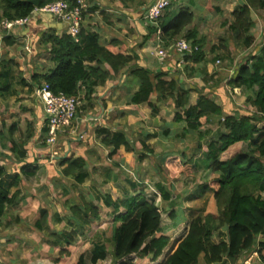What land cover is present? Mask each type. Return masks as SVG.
<instances>
[{"label": "trees", "instance_id": "trees-1", "mask_svg": "<svg viewBox=\"0 0 264 264\" xmlns=\"http://www.w3.org/2000/svg\"><path fill=\"white\" fill-rule=\"evenodd\" d=\"M51 1L55 0H40L37 7ZM66 1L73 4L75 0ZM37 7L29 0H0V20L24 17L30 20L37 13L34 12ZM256 10L264 11V0H241V4L232 12L234 19L228 25L246 47L253 40L246 34L254 26L251 12ZM169 13L168 6L156 22H148L149 32L157 35L160 29L161 46L166 49L177 38L197 46V50L182 56L185 69L196 73L205 58V52L202 49L204 38L195 28H186L193 21V11L189 7H182L172 17ZM78 38L76 42L66 33L43 34L40 42L49 45L52 64L44 71L32 73L31 83L39 86L46 82L52 92H61L67 96H77L83 92L84 101L89 102L96 86L106 84L113 75L129 72L138 84L137 90L130 96V103L154 106L150 101L152 94H156L158 99L170 98L174 121H185L184 131L197 132L199 139L203 134L200 128L209 122V118L217 117V124L222 128L215 139L197 145L203 150L204 161L210 169L217 171L213 179L201 185L202 189L210 188L213 192L210 206L213 203L216 212L208 209L194 215L186 223L181 236L174 241L162 232V215L156 202L159 196L174 208L172 194L163 183L155 184L156 192L152 198H148L143 189L133 194L121 192V198L116 199L105 194L104 204L113 208V221L116 225L111 233L110 249L105 243L97 242L89 255V264H97L107 258H110L111 264H139V260L145 258L151 262L161 259L158 264H198L201 255L206 264H238L251 251L258 257V261L252 264H264V44L258 54L238 66L229 82L235 87L246 86L252 90L246 101L254 111L243 112L225 111L223 106L202 91L195 102L190 104L192 88H187L179 78L166 80L167 72L164 70L153 72L140 67L129 69L134 56L126 54L125 47H117L116 42L102 44L95 32L80 31ZM218 49L219 46H212L210 52L214 53ZM210 79L204 77L203 81L207 83ZM85 104L81 105L79 111L85 108ZM43 132L46 134L47 129L44 128ZM97 133L101 137V144L110 148V157L118 153L127 163L133 164L136 160L141 162L146 155H155L154 150L146 144H142L143 151L134 148L122 132L98 128ZM240 145H245V148H240ZM11 147L16 149L17 146L12 144ZM224 153L228 156L221 160L220 156ZM158 159L161 163L156 169L165 170L172 178L195 175L193 160L185 153L161 154ZM59 166L63 176L72 177L78 183L84 182L88 176L81 157H66ZM3 172L0 166V176ZM20 183L19 175H14L10 184L0 182V218L20 200L17 190H9ZM69 211L80 227L87 226L89 218L95 219L98 216L97 206L83 196ZM41 214L44 217L45 212ZM176 214L173 209L170 211L172 218ZM180 220L176 219V222L180 223ZM41 223H38L39 226ZM218 232H224V239L205 244V240ZM73 234L63 235L72 237ZM71 237L66 241L67 246L70 245ZM166 249L169 252L165 255ZM163 254L165 257L162 259ZM84 263L85 257L80 255L77 264Z\"/></svg>", "mask_w": 264, "mask_h": 264}, {"label": "crops", "instance_id": "crops-1", "mask_svg": "<svg viewBox=\"0 0 264 264\" xmlns=\"http://www.w3.org/2000/svg\"><path fill=\"white\" fill-rule=\"evenodd\" d=\"M86 1L88 10L83 15L80 31L84 33H97L100 42L104 45L113 41L116 42L117 47L124 46L126 54L134 56V60L128 67L129 69L131 67H140L153 72L164 70L167 72L166 80L172 77L179 78L180 82L187 88H192L189 98L190 104L195 102L201 91L208 94L209 97L211 94L214 95L215 91L212 89L216 88L214 85L221 82L224 77L226 79L229 78L230 82L231 77H234L240 65L235 58L232 59L230 57L232 55L230 53H225L224 59L219 55L220 51L218 54L216 53L217 55L209 54L207 51L208 42L206 41L205 43V40L202 45L205 58L199 64V69L196 73H192L190 69L183 70L185 64L177 66L176 63L179 56L172 49V45L167 49L168 56L160 61L156 56L160 43H158L157 35L150 34L148 29L149 21L145 18L147 9L156 0H153L148 5H141L137 0ZM174 1L177 5L172 6ZM204 1L170 0V17L178 9L189 7L193 11L194 17L192 23L186 27L187 30L195 28L198 34L203 37L206 31L219 34V32H223L226 29L234 35L233 37L237 40L236 42L240 43L239 45L244 49L241 53L248 56L253 44L246 47L244 41L237 38V33L228 28L229 23L234 19L232 12L241 4V0H232L233 5L231 6L229 16L221 22L226 28H201V25H210L213 24V21L217 23L218 20L216 18L220 17L219 10L222 11L220 0H218L217 4L211 5H209V2L206 3ZM211 2L213 3V1ZM209 6H212L215 16L209 12L205 13V9H208ZM195 14H198V16ZM252 15L251 12V19L254 22ZM225 16L226 14H224ZM196 23L201 25L199 26ZM219 25L220 23H218V27ZM252 30L253 28L247 32V37H252ZM52 32L56 35L68 34L67 24L52 15L39 13L32 15L26 28H14L10 32L0 31V166L4 169L3 174L0 176V182L3 181L7 185L10 184L14 175H19L21 178V183L17 187L9 189L10 192L17 190L20 200L10 207L6 214L0 218V264H30L33 259L35 261L31 264H49L50 260L47 257L52 249H59L61 254L69 253L72 245L71 241L75 239L76 235L83 233L85 231L83 229L89 226L93 220L92 218H89L87 226L80 227L76 220L71 217V214H64V209L69 211L70 207L75 206L82 196L90 201L100 199V194L95 188L90 187L86 195L80 192L81 185L88 177H92L97 165H105L108 159L111 158L113 164L117 162L118 165L122 166L123 160L126 163L125 159L120 157L118 153L111 157L108 155L110 148L101 144V137L97 133L98 128H106L109 132H122L130 144L137 150L139 146L142 147V144H146L153 149L151 141L155 140L154 143H156L159 137L162 139L160 141L167 140V136L171 135L175 129L177 130H175V134L177 133V136L181 138L197 133L191 130L184 131V128H186L185 121H174V108L170 98L158 99L156 94H152L150 101L154 106H150L147 103L132 104L129 100L131 94L138 88L137 80L132 78L133 76L129 72L113 75L106 84L95 87V91L91 94L89 102L84 101L83 92L78 93L82 97L83 103L86 104L85 108L81 109L77 114L70 130H78L82 137L76 139L70 138L71 140L68 138L67 141H64V135H62L58 140L60 145L65 143V156L69 151H73L75 154L74 156H70L72 159L81 157L84 160L88 176L82 183L76 182L72 177L63 176L59 164L65 157L57 156L56 143L53 148L45 143L42 107L38 103L39 101L33 98L34 89L37 86L31 83L32 73L41 72L47 69L46 67H51L50 47L48 44L43 45L46 47L43 50L48 51V62L43 65L35 62L36 59L33 60V64L30 61L34 56L39 57L38 43L43 34H51ZM6 38L8 40H5ZM218 40L216 41L219 42ZM235 45L239 47L238 44ZM256 54H258V49L252 52L251 56ZM251 56L245 58L244 63ZM27 57L29 60H27ZM220 59L224 61L229 60V63L223 67H218ZM232 62L233 64H231ZM204 77H210L211 79L205 83L203 81ZM195 84L196 86H194ZM197 87L199 88L196 89ZM234 88L235 86L230 84L231 96L227 97L228 101L235 99L232 92ZM235 90H238L239 94H245V96L252 93L251 88L248 89L246 86L236 87ZM217 93L220 94L219 92ZM212 95L213 101L221 105ZM221 106L226 110V106L228 105L225 103ZM232 107H234L233 104ZM250 108L253 107L250 105ZM28 109L31 110L28 111ZM28 112L30 114H27ZM164 114L168 116L164 117ZM212 118H209V122ZM202 126L200 128L201 131ZM216 126L214 132H210L208 127L205 132H202L203 134L200 139L197 133V142L203 144L210 140L211 137L215 139L219 132L222 131V128L218 124ZM70 130L67 131L69 132ZM207 134H212V136L208 140H205L207 139ZM12 144L17 146L16 149H12ZM179 152L185 153L188 158H192L183 150L165 153L172 154ZM161 154L155 155L159 157ZM225 154H221V160L226 159L222 158V155ZM146 157L147 155L144 158ZM53 158L57 159V165ZM199 159L200 161H204V152L203 156ZM92 163L93 165H91ZM203 164L207 166H205L207 170L212 172L205 161ZM139 172L140 170L138 174ZM215 172L217 173V171ZM97 173L100 174V172ZM68 178L73 179L75 186H72V189L74 190L66 184ZM126 178L127 176H124L121 179L116 178V180L107 174L104 183L109 184L113 181V189L117 192L115 196L109 193L113 199L121 198V192L133 194L142 189L144 191L145 186L143 183L136 184L135 181L130 186L129 180L127 181ZM78 189L79 191H77ZM74 191L76 195L80 194L79 199L74 196ZM51 193L54 196L53 198ZM262 194L264 196V192ZM102 204L104 207H107L104 204V200ZM96 206L98 209L100 208V205ZM108 208H111L114 214L113 208ZM42 211L45 212L44 217H41ZM40 221H42L41 226L38 224ZM71 232L74 234L72 237L70 236L72 239L70 245L67 246L66 241L70 237L63 234ZM38 241H41L42 244L37 243ZM37 253L38 257L35 255Z\"/></svg>", "mask_w": 264, "mask_h": 264}, {"label": "rangeland", "instance_id": "rangeland-1", "mask_svg": "<svg viewBox=\"0 0 264 264\" xmlns=\"http://www.w3.org/2000/svg\"><path fill=\"white\" fill-rule=\"evenodd\" d=\"M137 1H139L141 3V5H144V4L148 5L153 0H137ZM211 1H213V3ZM204 2H206V3L209 2V5H211V4H217L218 0H205ZM220 2L222 5V11L219 10V12H220L219 16L220 17H217L218 19L216 18V20H218L217 23L213 21L212 22L213 24H210V25H208V24L207 25H201L198 23H196V24H198L199 26L201 25V28H226L221 24V22L224 21L227 18V16H229V12H230L231 6L233 5V2H232V0H220ZM174 5H177V3L175 1L173 2L172 6H174ZM206 12L214 14L212 6L211 7L209 6L208 9L206 8L205 13ZM224 14H226L225 17H224ZM252 14H253L252 17L254 19V26L252 27L253 28V30H252V37H253L252 39L253 40H252L251 44H253V45H252V50L248 56L246 54L241 53L244 49H242V46L239 45L240 43L236 42L237 40L233 37L234 35H232L231 32H229L226 29L223 32H219V34L209 32V31H206L203 34V38L205 40V43H206V41L208 42V45H207L208 53L214 55L216 53L218 54V52L220 51L221 53L219 55L222 56L221 57L222 59H224L225 53H230V55L231 54L232 55L231 56L229 55V56L232 59L235 58L239 64L244 63L245 58H249V56H251L252 52H255L257 49H258V53H259L261 46L264 44V11L263 10L252 11ZM195 15L198 16V14H195ZM214 16H215V14H214ZM216 16H218V15H216ZM218 23H220L219 27H218ZM17 28H26V25L21 26V27H17ZM217 35H218V37H217ZM178 39H182V38H177L176 40H178ZM216 40H218L219 42H217ZM225 41H227V43H225ZM235 44H238L239 47H237ZM212 46H219V49L217 51H215L214 53L210 52V48ZM235 46H236V48H235ZM43 48L45 49L46 47H44L43 44L41 42H39L38 43V55H39V57L34 56L32 58V60L30 61L31 64L34 63L33 60H35V59H36L35 62H37V63L39 62L43 65L46 62H48V57H49V55L47 54L48 51L43 50ZM161 48L164 49L165 52L168 51L164 47H161ZM171 54L173 55V53H171ZM219 55H218V57H219ZM222 59H220V63H218V67H223L224 65L229 63V60L224 61ZM27 60H29L28 57H27ZM231 64H233V62ZM228 69H230V68H228ZM183 70H185V68H183ZM224 78H222L221 82L214 85L216 88H212L215 91L214 95L211 94L212 97L214 99H216V101L218 103H220L221 105L226 103L228 105V106H226L227 111L253 112L254 109L250 108V104L247 103V101H246V98L248 96H245V94H243V93L239 94V91L235 90L236 87L234 88V91L232 90V92L234 93L235 99L233 98L234 100L231 99L230 101H228L227 97L231 96L230 95V84L228 83L229 78H227V79H226V77H224ZM188 84H191V83H188ZM197 85H199V84H197ZM209 85H212V84H209ZM194 86H196V84ZM198 88L199 87H197L196 89H198ZM217 92H219L220 94H218ZM211 95H210V97H211ZM32 96H31L32 100H33V98L36 99L35 96H33V98H32ZM36 102H38V101L36 100ZM231 103L233 104L234 107H232ZM40 106H41V104H40ZM29 110H31V109H28V111ZM41 110H42V108H41ZM20 111H23V110H20ZM27 114H30V112H28ZM42 116H43V112H42ZM166 116H168V115L164 114V117H166ZM170 117H171V115H170ZM162 119L166 120L165 118H162ZM169 120H171V118H169ZM217 121H218V118L213 117L210 120V122L204 123L202 126L204 128V129L202 128V132H205L208 127H209L210 132H214L215 131L214 128L217 127L216 126ZM175 130L172 131L171 135L167 136V138H168L167 140L160 141L162 139H161V137H159L158 141L156 143H154L155 140L151 141V146L155 150V154H161V153L168 154L165 152L179 151V150H183V151L187 152L188 156L192 157L191 159L193 160V172L195 175L193 177L181 176L179 178H172L168 175V173L165 170H157L156 169V167L161 162L159 161L158 157H156V155H153V154L147 155V157L144 158L141 162H138L136 160L133 164H129L127 162L125 163L123 160L122 166L118 165L117 162H114V164H115L114 165L113 161L111 160L112 158H111V159H108V161L106 162L105 165L104 164L103 165H97V167H95L96 169L93 172L92 177H90V178L88 177L85 180V182L81 185V191L80 192H83V194L86 195V194H88L87 190H89L90 187L98 190V192L100 194V199H94L92 201L93 205H95V206L100 205V208L98 209V216H97V218H95L91 221L89 226H87L85 229H83V230H85V231H83V233H81L80 235L75 234L76 235L75 239L71 241L72 245L69 249L70 250L69 253L61 254L59 252V249H56V248L52 249V251L48 254V257H47V259L50 260L49 264H57L58 262H60L59 264H77L78 257L81 254L84 255V257H85V264H89V261H88L89 255H90L94 245L96 244L95 241H98V240H100L101 243H105L107 248L110 249V246H111L110 237H111V233H112L113 228L116 225V223L113 221L114 215L111 211V208L104 207L102 204V201L104 200V196H103L104 194L110 193L113 196H115L117 192L113 189L114 188L113 187V185H114L113 181L110 182L109 184L104 183L107 174L109 175V177H112L115 179L116 178L121 179L124 176H127L126 180L127 181L129 180L130 186H132L131 184H134L135 181H136V184L137 183H140V184L143 183V185L145 186V189H144L145 193L144 194L148 198H152L151 196L153 195V193L156 192L155 184L157 182L163 183L169 189V191L172 194V198H173L172 202H175V205L173 206L174 208L170 207L165 202H163L159 198V196H157L156 202L159 206V209H160V212L162 215V232L169 235L171 237V239H173L174 241H175V239H177V237L181 236V234L183 233V230L185 229L186 223L194 215H196L198 213H202L204 211L206 212V210H208V209H211V211L216 212L215 205L212 203V205L210 206V204H211L210 202H213V200H211L213 192L211 191L210 188H203L202 189L201 185L203 183L206 184L209 180L213 179L217 175V173L215 171L210 172L209 170H207V168H206L207 166L203 164L204 161H202V160L200 161L199 158H201V156H203V151L197 147V144H198L197 133H194L192 135H187L185 138H181V137L177 136V133L175 134ZM66 134H67V136H66ZM62 135H64V138H63L64 141H67L68 138L69 139L70 138H75V139L80 138V137H82V135L79 134L78 130H74V131L70 130L69 132L65 131V133L61 132L58 135V138L56 140L55 148L58 150V152H57L58 157L64 156L66 158V157L74 156L75 152H73V151H69L66 154V156L64 155L66 153L65 143H63L64 145L63 144L60 145L59 140H58L59 137H62ZM210 136H212V134H210V135L207 134V136H206L207 139H205V140H208L210 138ZM203 142H205V141H203ZM58 145L60 146V148ZM50 147L53 148L54 145H51ZM240 148H245V145H242V146L240 145ZM138 150L143 151L142 147H140V146L138 147ZM136 156H137V154L134 155V157H136ZM227 156H228L227 154L222 155V158L223 159L227 158ZM114 157H116V156H114ZM56 160H55V164L57 165ZM116 160H118V159H116ZM91 165H93V163ZM56 167H58V166H56ZM138 169L140 170L139 174H138V171H139ZM136 170H138V171H136ZM97 172H100V174ZM213 172H215V173H213ZM66 184L71 189H72V186L73 187L75 186L73 179H69V178L66 180ZM72 190H74V189H72ZM77 191H79V189ZM74 194H75V191H74ZM51 196H52V198L54 197L52 193H51ZM74 196H76V198H78V199L80 198V194L79 195L75 194ZM172 209L174 210V212H177V214L173 218L170 216V211ZM64 211H63L64 214L70 215V212L68 210L64 209ZM178 213H179V215H178ZM179 218H181V220L179 221L180 223H177L176 219H179ZM67 232H70V231H67ZM222 238L224 239V232L215 233L212 238L205 240V244H208L211 242L216 243ZM50 239L52 240V238H50ZM52 241H50V242H52ZM37 243L42 244L41 241H38ZM167 250L168 249H166V252L164 253L165 255L167 252H169ZM164 254L161 257L162 259L165 257ZM35 255H37V257L39 256L38 253ZM246 259L249 260L250 264H252V263L257 261V254L253 253V251H251L248 254H245L242 257L243 261L238 263V264H243L244 260H246ZM158 260L159 261L151 262L149 260V258H145V259L139 260V264H158L161 259H158ZM34 261L35 260L33 259L31 261V263ZM45 264H47V263H45ZM97 264H111V260H110V258H107L106 260L100 261ZM198 264H206L204 262L202 255L199 258Z\"/></svg>", "mask_w": 264, "mask_h": 264}, {"label": "built area", "instance_id": "built-area-1", "mask_svg": "<svg viewBox=\"0 0 264 264\" xmlns=\"http://www.w3.org/2000/svg\"><path fill=\"white\" fill-rule=\"evenodd\" d=\"M170 0H156L146 11L145 18L149 22H156V19L162 14L164 9L168 7ZM88 10V4L85 0H75L70 4L66 0H55L48 2L40 7L35 8L34 12L39 14H49L53 17L64 21L67 24V32L78 42V35L81 30L83 15ZM29 17L18 18L14 20L2 19L0 20V31L10 32L14 28L21 27L27 24ZM161 30L157 31L158 50L156 52L157 58L162 61L168 53L161 47L160 42ZM172 49L179 56L177 66L184 64L183 55L197 50V46H191L190 43L184 39H178L172 44ZM39 101L43 112V125L47 129L45 134V143L48 146L54 145L61 132H65L72 127L74 120L77 117L79 108L83 104L82 97L67 96L64 93H54L51 91L48 83L43 82L34 89L33 94ZM243 264H250L249 260H244Z\"/></svg>", "mask_w": 264, "mask_h": 264}, {"label": "water", "instance_id": "water-1", "mask_svg": "<svg viewBox=\"0 0 264 264\" xmlns=\"http://www.w3.org/2000/svg\"><path fill=\"white\" fill-rule=\"evenodd\" d=\"M34 6H38L39 5V1L40 0H29Z\"/></svg>", "mask_w": 264, "mask_h": 264}]
</instances>
